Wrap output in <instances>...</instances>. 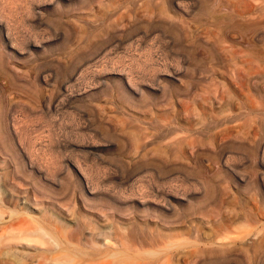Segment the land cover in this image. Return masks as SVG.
<instances>
[{"label": "rangeland", "instance_id": "rangeland-1", "mask_svg": "<svg viewBox=\"0 0 264 264\" xmlns=\"http://www.w3.org/2000/svg\"><path fill=\"white\" fill-rule=\"evenodd\" d=\"M0 264H264V0H0Z\"/></svg>", "mask_w": 264, "mask_h": 264}]
</instances>
